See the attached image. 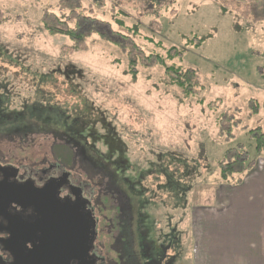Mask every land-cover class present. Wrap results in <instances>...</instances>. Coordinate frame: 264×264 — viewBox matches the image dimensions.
<instances>
[{
    "label": "rangeland",
    "instance_id": "rangeland-1",
    "mask_svg": "<svg viewBox=\"0 0 264 264\" xmlns=\"http://www.w3.org/2000/svg\"><path fill=\"white\" fill-rule=\"evenodd\" d=\"M168 3L0 0V117L47 107L76 119L150 191V236L176 241L175 264H199L192 233L198 211L218 207L225 186L240 183L264 157L251 133L264 131V19L255 16L254 0ZM79 5L75 15L110 25L112 32L98 24L107 38L91 33L74 41L49 32L45 24L65 28L53 15L71 18L70 7ZM167 65L196 70L203 91L186 97L170 83ZM236 146L249 160L225 179L222 164ZM64 154L49 134L0 138V159L36 166L60 157L78 172Z\"/></svg>",
    "mask_w": 264,
    "mask_h": 264
},
{
    "label": "flooded vegetation",
    "instance_id": "flooded-vegetation-1",
    "mask_svg": "<svg viewBox=\"0 0 264 264\" xmlns=\"http://www.w3.org/2000/svg\"><path fill=\"white\" fill-rule=\"evenodd\" d=\"M37 133L51 135L78 172L60 157L36 166L0 159V264H82L83 258L63 257L84 254L85 212L93 215L88 264H161V257L175 264L177 243L150 236L148 206L156 201L127 176L124 157L100 150L92 134L59 110L0 117V138L25 141ZM52 194L55 202L47 200Z\"/></svg>",
    "mask_w": 264,
    "mask_h": 264
},
{
    "label": "crops",
    "instance_id": "crops-1",
    "mask_svg": "<svg viewBox=\"0 0 264 264\" xmlns=\"http://www.w3.org/2000/svg\"><path fill=\"white\" fill-rule=\"evenodd\" d=\"M218 207L194 220L195 263L264 264V157ZM224 202V203H223Z\"/></svg>",
    "mask_w": 264,
    "mask_h": 264
},
{
    "label": "trees",
    "instance_id": "trees-1",
    "mask_svg": "<svg viewBox=\"0 0 264 264\" xmlns=\"http://www.w3.org/2000/svg\"><path fill=\"white\" fill-rule=\"evenodd\" d=\"M151 4L154 5V8H156L159 5H162V7H166L170 5L168 2H175L176 0H147ZM257 6H254L252 9L257 19H264V0H254ZM70 7V6H69ZM81 7L79 6H73L70 7L72 14L75 15V12ZM55 20L58 24L64 25L65 28H61L55 26L54 24H45L47 28L49 29V32L56 35H62L65 37H68L74 41L80 40V39H86L87 35H90L91 33H97L103 37H108V32H105L101 30V27L98 24L105 23L103 21H100L97 18H93L90 16H86L81 13H77V15L71 17V18H58L57 16H54ZM47 23V22H46ZM74 24V26L72 25ZM107 25V28L110 29L112 32L110 25L108 23H105ZM87 25V26H86ZM87 27V28H84ZM100 27V28H99ZM88 37V36H87ZM206 37L200 38V44L205 41ZM110 39V37L108 38ZM115 43V42H114ZM116 44V43H115ZM159 62L165 64V58L162 56H158ZM167 73L170 75V83L172 85H177L182 89L186 97H192L197 95L198 93L202 92L204 89V84L202 83L201 77L199 73H197L196 70L186 69L183 70L181 67H176L174 65H170L166 67ZM200 103H203V100L200 101ZM58 109H54L52 111H57ZM252 138L256 140V153L262 154L264 152V131L261 128H257L252 130ZM249 151L245 148H238L232 147L229 149V153L226 155V160L222 164V176L223 178L227 179L230 175H232L235 172H242L244 171L245 164L249 160ZM250 164V163H249Z\"/></svg>",
    "mask_w": 264,
    "mask_h": 264
},
{
    "label": "water",
    "instance_id": "water-1",
    "mask_svg": "<svg viewBox=\"0 0 264 264\" xmlns=\"http://www.w3.org/2000/svg\"><path fill=\"white\" fill-rule=\"evenodd\" d=\"M51 186H53V184L49 185L47 189H50ZM45 190H46V188H44V191ZM4 191H5V189H4ZM51 197L52 198L49 197L47 200L55 202L56 200L54 199L53 194L51 195ZM38 200H44V199L39 197ZM0 201H3V200L0 199ZM53 213H54V211H53ZM61 217H62L61 215L58 216V218H60V219H61ZM55 218H57V217H55ZM84 218H85L84 222H85V244H86L84 254L81 256H78V257L71 256V255L66 256V257L64 256L63 257L64 262L67 260V263H69V261H71L72 259H76V258L82 259L83 258L84 262L82 264H88L89 248H90V243H91L90 224H92L91 219H93V215L91 212H85ZM68 219H70V218H68ZM93 227H94V225H93ZM52 258H53L52 263H54L55 258H57V257L55 254H53ZM48 262H49V260H48ZM26 264H30V262H27Z\"/></svg>",
    "mask_w": 264,
    "mask_h": 264
}]
</instances>
